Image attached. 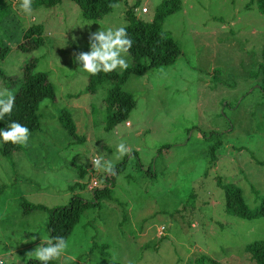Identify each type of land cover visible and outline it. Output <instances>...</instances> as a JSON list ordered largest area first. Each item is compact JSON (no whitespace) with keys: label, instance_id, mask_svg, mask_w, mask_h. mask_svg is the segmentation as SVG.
Segmentation results:
<instances>
[{"label":"rangeland","instance_id":"374dc122","mask_svg":"<svg viewBox=\"0 0 264 264\" xmlns=\"http://www.w3.org/2000/svg\"><path fill=\"white\" fill-rule=\"evenodd\" d=\"M160 1L139 0L133 12L149 20ZM19 3L0 0V46L8 48L0 57V89L15 93L21 65L33 58L54 98L39 103L38 129L30 131L27 146L0 153L1 264H26V253L47 238L46 212H25L20 203L51 208L72 194L90 199L86 186L75 184L92 177L100 186L106 173L93 168L92 158L124 160V166L109 197L83 210L69 247L52 264H254L243 246L264 239V215L226 214L216 181L238 186L249 207L264 195V98L257 72L264 13L255 0H179L161 23L178 54L171 64L127 77L121 89L134 105L109 130L103 99L111 82L87 91L88 73L73 54L89 50V33L100 24L123 26L134 0H118L96 20L84 19L71 0L32 7L31 14ZM31 24L42 25V41L26 51L17 44ZM62 109L81 141L59 125ZM121 142L131 156L118 158ZM93 242H104L107 255L90 251Z\"/></svg>","mask_w":264,"mask_h":264},{"label":"trees","instance_id":"16d2710c","mask_svg":"<svg viewBox=\"0 0 264 264\" xmlns=\"http://www.w3.org/2000/svg\"><path fill=\"white\" fill-rule=\"evenodd\" d=\"M61 0H32V7L53 6ZM80 9L81 16L86 20H96L108 13L118 0H71ZM125 1V0H124ZM259 13H264V0H255ZM139 4V0H134L131 7L127 6L124 12L125 24L128 36L133 44L129 51L131 63L127 70L114 71L111 73H99L98 75L88 74L86 90L93 92L98 84L109 81L111 86L107 89V94L103 99L105 106L104 129L109 130L117 123L126 120V116L134 105L132 96L121 89V85L129 75H139L151 67L171 64L179 50L166 31L161 29L163 19L179 7V0H161L153 9L149 20L137 17L133 8ZM248 5V4H247ZM6 6V4H5ZM8 7V6H7ZM42 41V25L31 24L22 31L21 41L17 46L23 50L30 51L35 49ZM6 45L0 46V57L6 53ZM261 62L257 69L260 75L259 90L264 98V38L260 51ZM35 60H27L21 65V83L15 94V105L11 115H5L0 120V129H6L11 121H17L27 126L30 131L38 129V105L44 99L53 100L54 92L52 86L47 81L45 72L34 71ZM57 120L66 134L75 141H81L83 137L74 132V125L70 115L66 110H60ZM0 153L3 156L17 150L19 145L11 142L4 143L0 140ZM210 156H213V148H209ZM211 159V163L214 162ZM124 160L115 164V174L122 170ZM82 173V170H79ZM114 175L105 174L100 186L87 189L90 191L91 198L83 199L81 196L72 194L68 202L61 206L45 207L40 204H32L22 201L20 204L23 210H39L46 212L45 231L48 236H64L68 238L75 224L79 221L84 209L98 204V199L109 197L113 186ZM89 180L77 183L83 189ZM216 185L219 186L223 195V211L226 214L239 217L241 219H253L264 215V195L259 197V201L253 207H249L243 196L241 189L233 183H223L217 179ZM73 187V186H71ZM72 189V188H71ZM98 250L99 254L107 255V245L92 243L90 251ZM243 252L254 264H264V239L252 240L243 246ZM53 261L50 262L52 264ZM1 264V262H0ZM26 264H40L39 261L30 259ZM79 264V263H76Z\"/></svg>","mask_w":264,"mask_h":264},{"label":"clouds","instance_id":"9594fccd","mask_svg":"<svg viewBox=\"0 0 264 264\" xmlns=\"http://www.w3.org/2000/svg\"><path fill=\"white\" fill-rule=\"evenodd\" d=\"M118 7V5H110ZM19 8L25 14H31L32 0H20ZM89 50L74 53V60L81 65L82 69L90 75L99 73H111L118 68L127 70L129 64L126 56L132 47L133 41L128 36L126 26H105L100 24V28L95 32H90L88 37ZM15 105L14 91L0 89V120L5 115H11ZM30 129L17 121H11L6 129H0V140L4 143L11 142L17 145L27 146ZM118 158L131 156L132 149L124 142L117 145ZM93 168L107 174L115 175V164L112 161H105L103 158H93L90 160ZM31 240L36 237L32 236ZM22 242L27 243L24 239ZM69 247V241L64 236H48L41 239L33 251L26 253V259L39 261L40 264H50L51 261L58 260Z\"/></svg>","mask_w":264,"mask_h":264},{"label":"built area","instance_id":"2783aa9c","mask_svg":"<svg viewBox=\"0 0 264 264\" xmlns=\"http://www.w3.org/2000/svg\"><path fill=\"white\" fill-rule=\"evenodd\" d=\"M125 124H127V122H126ZM92 159H93V158H92ZM88 180H89V181H88L87 184H86V188H87V189H91V188H93V187L96 186L97 181H96L94 178L90 177ZM160 229H162V227H160Z\"/></svg>","mask_w":264,"mask_h":264},{"label":"crops","instance_id":"0c3cea01","mask_svg":"<svg viewBox=\"0 0 264 264\" xmlns=\"http://www.w3.org/2000/svg\"><path fill=\"white\" fill-rule=\"evenodd\" d=\"M126 122H128V121H126Z\"/></svg>","mask_w":264,"mask_h":264}]
</instances>
